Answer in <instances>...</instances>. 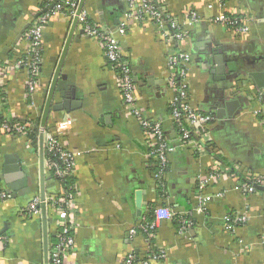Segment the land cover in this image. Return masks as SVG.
I'll return each mask as SVG.
<instances>
[{
    "label": "crops",
    "instance_id": "obj_1",
    "mask_svg": "<svg viewBox=\"0 0 264 264\" xmlns=\"http://www.w3.org/2000/svg\"><path fill=\"white\" fill-rule=\"evenodd\" d=\"M58 1L0 0V66L7 67L17 49L24 47L23 36L33 20ZM127 1L86 0L83 11L93 25L114 30L128 11ZM162 2L175 16L185 10L200 16L188 27L180 46L189 55L190 105L215 117L208 131L218 156L225 163L264 173V123L251 113L253 106L264 104V94L242 72L264 70V0ZM220 13L244 17L248 30L239 32L215 22ZM71 20L69 15L57 14L44 26L33 106L26 96L24 70L11 67L0 73V189L10 194L0 205V264H44L41 214L20 212L35 196L40 197L38 141L6 133L1 122L40 117L44 90ZM80 29L78 22L61 68L67 92L75 89L72 108L70 112L51 109L44 127L53 128L59 119L71 115L72 126L59 135L63 146L94 149L76 158L65 181L75 196L76 219L68 262L126 264L125 258L133 253L138 260L131 264H141L148 248L145 236L138 231L129 238L128 229L148 218L153 205L166 203L190 225L179 231L175 218L159 222L152 243L164 251L160 264H264V190L244 194L235 188L233 179L218 177L205 186V193L220 191L223 196L211 197L201 211L195 209L198 178L207 176L213 156L179 141L170 113L172 92L166 84L167 43L151 19L132 22L119 40L136 86L137 106L145 117L161 123L166 141L174 146L163 175L165 201L153 190V163L144 129L124 107L101 42L85 32L76 40ZM58 95L55 101L62 100ZM43 154L46 197L59 194L63 185L45 164L47 155ZM45 212L50 241L54 240L55 222L51 212ZM241 213L247 215L246 221L229 231L225 215Z\"/></svg>",
    "mask_w": 264,
    "mask_h": 264
},
{
    "label": "built area",
    "instance_id": "obj_2",
    "mask_svg": "<svg viewBox=\"0 0 264 264\" xmlns=\"http://www.w3.org/2000/svg\"><path fill=\"white\" fill-rule=\"evenodd\" d=\"M79 0H59L51 9L39 14L24 33V47L18 48L17 53L7 67L1 65L0 73L3 74L7 68L15 67L24 70L27 99L33 106L32 97L39 86V72L41 64V49L43 29L46 22L57 14H66L73 17ZM128 11L124 18L116 25L114 30L100 28L87 19L85 11L78 15V22L82 29L101 42L103 54L108 60L110 67L115 71L116 83L121 94L125 109L135 115L143 129L149 145V154L152 157L155 170L152 173L154 187L162 201L166 200L165 184L163 175L169 163V157L174 146L166 141L161 123L145 117L137 106V91L131 77V71L124 58L120 45L119 36L126 33L127 27L132 22H139L147 17L151 19L159 37L166 41L167 53V75L166 84L172 95L169 100L171 119L176 127L178 138L181 144L193 147L198 151H208L213 156L209 165L207 176H199L196 189L197 211H201L205 203L211 197H221L223 192L217 191L214 194H206L205 186L212 183L218 177H229L233 179L235 188L244 194L255 193L264 190V173L252 172L247 167L238 163H225L221 160L219 150L214 146L208 131V124L215 119L212 114L201 113L195 110L189 102L187 69L189 64L188 53L181 48V43L188 36L189 26L197 23L200 19L198 13L193 10H185L183 15L175 16L164 7L162 0H128ZM231 29L239 32H246L248 26L244 17L220 13L213 19ZM249 95V94H248ZM251 96V95H249ZM255 97V96H253ZM251 113L264 123V104H257L251 108ZM74 118L65 115L59 119L52 129L46 130L40 125L37 128L35 140L38 141L42 135L43 152L47 155L45 164L52 170L53 175L58 179L63 188L59 194L44 197L45 211L51 212L55 222L54 240L48 241L47 258L48 264H70L68 257L74 247L73 231L75 227V196L70 186L65 181L69 177L76 158L93 151V148L70 150L63 146L60 134L72 126ZM34 125L32 120L19 121L16 118L4 119L1 128L8 134L26 136ZM44 155V154H43ZM10 194L0 189V205L8 199ZM42 200L35 196L20 212L22 215H40ZM150 218L141 220L128 229V237H134L138 231L145 236L147 253L140 261L141 264H160L164 258V251L157 248L152 240L159 222L164 219L175 218L179 223V231H184L190 225V221L182 216H176L169 204L153 205L150 210ZM149 216V215H148ZM247 219L245 213L238 215H225L226 228L234 231L237 224L244 223ZM2 239V237H0ZM264 246V234L261 238ZM138 260L135 254L129 253L125 258L126 264Z\"/></svg>",
    "mask_w": 264,
    "mask_h": 264
},
{
    "label": "water",
    "instance_id": "obj_3",
    "mask_svg": "<svg viewBox=\"0 0 264 264\" xmlns=\"http://www.w3.org/2000/svg\"><path fill=\"white\" fill-rule=\"evenodd\" d=\"M86 0H79L76 8L75 15L72 17L71 25L68 29L67 35L65 37V41L63 43V47L60 51L59 57L56 61L55 67L53 69L52 75L49 80V84L47 88L44 90L46 93V98L44 101V105L41 110L40 115V125L41 127H45L47 123V118L50 110L54 111H65L70 112L72 108L71 99L75 98V89H71V93L67 92V78L64 74H61V68L64 62L65 55L67 53L69 44L73 38L74 31L78 24V15L83 10L84 4ZM84 30L80 29L79 34L76 35V40H79V35L83 33ZM219 63V60H216ZM220 66V64H219ZM229 66V65H227ZM248 73V76L251 78L252 82L259 88V90H263L264 94V70L257 69L253 71L245 72ZM261 93V92H260ZM56 94L62 99L61 101H55ZM228 105V104H227ZM36 141V140H35ZM38 145H39V174H40V198L42 200L41 203V220H42V230H43V255H44V264H48L47 258V250H48V238H47V218L45 212L44 205V197L45 192L43 188V179H44V163H43V147H42V135L38 137Z\"/></svg>",
    "mask_w": 264,
    "mask_h": 264
},
{
    "label": "trees",
    "instance_id": "obj_4",
    "mask_svg": "<svg viewBox=\"0 0 264 264\" xmlns=\"http://www.w3.org/2000/svg\"><path fill=\"white\" fill-rule=\"evenodd\" d=\"M27 119H29V120H32L33 121V123H34V125L32 126V128H31V130H30V132L28 133V139H29V141H33L34 140V138L36 137V133H37V128H38V126L40 125L39 123H40V117L39 116H32V117H26L25 119H22V120H19V121H25V120H27ZM48 129H52V127H48ZM153 160V159H152ZM153 168V171L155 170V166H153L152 167ZM150 218V216H148V219ZM54 238V237H53ZM51 240H53L52 238H51ZM50 240V241H51Z\"/></svg>",
    "mask_w": 264,
    "mask_h": 264
}]
</instances>
